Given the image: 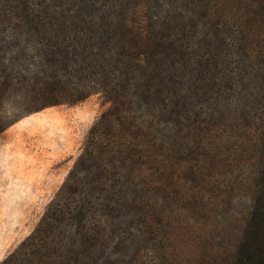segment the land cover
<instances>
[{
    "label": "trees",
    "instance_id": "trees-1",
    "mask_svg": "<svg viewBox=\"0 0 264 264\" xmlns=\"http://www.w3.org/2000/svg\"><path fill=\"white\" fill-rule=\"evenodd\" d=\"M94 92L108 108L0 264H177L183 237L151 229L175 214L158 191L173 156L218 139L240 156L199 207L217 215L237 187L251 203L202 256L264 264V0H0V132L9 104L19 116Z\"/></svg>",
    "mask_w": 264,
    "mask_h": 264
},
{
    "label": "rangeland",
    "instance_id": "rangeland-1",
    "mask_svg": "<svg viewBox=\"0 0 264 264\" xmlns=\"http://www.w3.org/2000/svg\"><path fill=\"white\" fill-rule=\"evenodd\" d=\"M108 106L101 92L19 116L20 111L13 112L8 105V116L17 117L0 132V261L36 227L82 151L90 127ZM212 147L188 148L173 156L171 168L164 175V190L158 191L167 209H174L175 214L164 218L159 228L151 229L163 234L169 224L168 229L174 227L175 233L183 237L185 254L176 259L177 264H211L201 250L208 247L212 237L218 243L235 237L225 221L235 213L241 218L251 203L247 191L237 187L228 204L220 202L217 215L213 209L206 212L204 206L201 210L199 196L206 193L207 178V190L213 180L224 184L240 156L233 144L219 139ZM198 157H204L205 171L203 167L196 170ZM217 219L220 226L216 225ZM150 244L143 241L140 248L147 249ZM167 257L171 264L174 257Z\"/></svg>",
    "mask_w": 264,
    "mask_h": 264
}]
</instances>
